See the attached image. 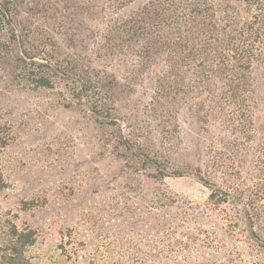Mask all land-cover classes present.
<instances>
[{"label": "rangeland", "instance_id": "obj_1", "mask_svg": "<svg viewBox=\"0 0 264 264\" xmlns=\"http://www.w3.org/2000/svg\"><path fill=\"white\" fill-rule=\"evenodd\" d=\"M146 1L14 0L19 33L103 78L110 108L95 114L67 80L36 87L0 55V264H264V224L256 240L230 204L207 207L198 179L238 184L264 215V59L232 106L222 81L110 40L109 22ZM213 5L240 21L256 9ZM138 153L180 176L157 178ZM14 228L34 233L18 253L6 247Z\"/></svg>", "mask_w": 264, "mask_h": 264}, {"label": "trees", "instance_id": "obj_2", "mask_svg": "<svg viewBox=\"0 0 264 264\" xmlns=\"http://www.w3.org/2000/svg\"><path fill=\"white\" fill-rule=\"evenodd\" d=\"M107 1L114 9H120L134 0ZM213 1L147 0L136 12L112 19L106 31L112 41L141 42L144 61L150 55L163 56L172 66L183 67L185 71L194 69V75L204 81L211 78L222 81V88L226 95H231L233 106L239 99L237 89L248 87L246 80L248 82L252 63L264 59V0H243L248 7L256 8L251 18L243 21L236 10L234 16L224 11L225 15L219 18ZM15 10L14 0H0V55L11 56L34 86L53 87L57 81L67 80L73 85L74 97L84 100L92 112L108 113L110 107L104 99L103 78L92 80L76 64L59 58L53 43L19 33ZM237 79L242 80L235 85ZM138 155L143 157L140 160L145 166L155 168L157 178L180 176L181 171L166 169L167 165L156 158L143 153ZM198 179L210 190L207 207L230 204L235 210L234 218L245 220L248 233L258 240L254 228L259 223L264 224V215L259 205H253L254 198L246 194V189L233 183L224 189L201 177ZM2 184L0 175V188ZM23 204L27 206L29 202ZM33 240L32 231L21 233L14 228L6 247L9 252L18 253Z\"/></svg>", "mask_w": 264, "mask_h": 264}]
</instances>
